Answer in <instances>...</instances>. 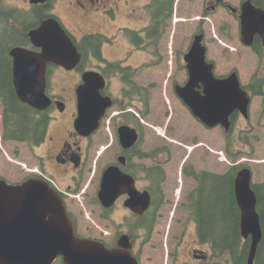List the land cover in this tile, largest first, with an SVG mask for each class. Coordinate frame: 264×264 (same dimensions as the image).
Segmentation results:
<instances>
[{
    "label": "flooded vegetation",
    "instance_id": "flooded-vegetation-1",
    "mask_svg": "<svg viewBox=\"0 0 264 264\" xmlns=\"http://www.w3.org/2000/svg\"><path fill=\"white\" fill-rule=\"evenodd\" d=\"M162 1L167 0H0V58L4 53L8 69V84L14 85L11 51L15 48L35 49L32 46L30 34L50 18H55L58 21L79 49L83 48L85 59H87L86 67L82 71L79 68L72 71H66L60 67L49 69L47 94L52 100V106L46 114L37 115L38 119H44V128L40 127L36 133L39 132L43 135L32 136V132H30L31 136H28L30 140L27 141L24 137L18 142L6 144L3 142L2 131L0 178L12 186H20L27 181H35L42 185L43 181L49 178L55 183L58 198L66 205L68 214L75 219V211L71 208L72 194L86 185L88 181V173L84 170L89 158H85L83 142L91 141L94 144L98 138L99 148L101 144L109 142L106 148L101 149L99 156H103L111 148L117 146V153L114 157L116 162L108 165L116 164L121 157H125L126 162L122 171L132 177L138 190L150 193L152 202L150 213L139 215L125 209L131 221L128 224L127 222H118L116 226H113V223L116 224L113 212L117 205L124 204V201L129 197L125 194L119 197L115 204L116 207L110 209L106 217L103 218L105 224L103 223L104 230L102 229L101 233L89 227L87 233L81 234L102 243L108 249L120 248L124 252L130 249L135 254L138 264H144L140 239L143 238V232L150 224V222H146V218H153L154 224L156 220L158 222L159 218L156 219V215L160 212L162 205H157L155 201L159 196H166L165 187L171 179L170 172L174 170V155L182 157L184 152L182 147L188 152H186L185 160L181 165L179 176L180 180L185 178L186 181L193 183L192 193L198 194L202 186L210 189L211 182L209 180L215 177L222 178L230 173L234 193L235 179L238 173L245 168L250 170L251 184L256 194L261 195L264 191V84L255 85L253 78L244 84L240 79L242 88L250 94L248 112L246 116L239 110H234L229 118V128H226L223 123L208 127L205 122L194 116L191 107L178 97L176 91L177 86H186L190 80L185 59L192 46L194 36L200 33L204 34V44H206L205 16L210 12H217L218 9L227 11L231 19L237 23L239 29L235 33V37L241 45V49L253 54L258 59V65L264 64L262 37L258 34L254 35L253 44L247 47L243 42L240 29V14L243 4L251 1L256 7H261L256 4L257 0H239L238 7H233L227 0H197L201 1L206 9L197 21L191 41L187 45L175 49V35L173 34L175 32L169 30L173 14L166 19L164 24L154 26V21L158 19L160 13L165 11L161 10L160 12V2ZM179 1L175 0L174 5H178ZM62 11L68 15L63 17L60 14ZM122 20L135 27L122 26ZM225 29L220 30V33L229 39V33ZM86 38L89 39L85 40ZM206 48L207 61L214 64L215 72L218 61L214 58L209 59V50L207 46ZM107 51L111 53L110 57L107 56ZM224 52H226L225 49ZM239 52L240 49L236 50L235 54ZM222 54H224L223 51ZM163 62H167L172 70L178 69L180 72L186 73L183 83L172 82L174 94L183 103L188 114L200 125L202 129L201 141L198 136L191 137L189 134L183 143L173 141L166 136L167 132H170L168 126L160 135L169 143L165 142L163 138H158L151 148L145 141L146 133L143 131L139 117H145L152 111L153 92L157 88L154 85L143 84V73L140 74V69ZM86 70L102 75L104 86L100 89V94L103 97H109L112 105L104 111L98 128L90 137L85 138L77 134L74 122L78 109L76 92L82 84V75ZM234 71L235 69L228 74H216V76L225 78ZM48 80L50 81L48 82ZM171 81L172 74L167 78L168 83ZM2 82L0 76L1 85ZM197 90L203 96L205 95L203 84H200ZM58 104L64 107L63 110H60ZM167 114L169 112H166L165 115ZM170 119H172V113ZM123 126H130L136 129L139 134V140L127 148L120 140V129ZM111 129H113L112 132ZM33 137H35L36 146H33ZM199 149L201 171H197L193 166L194 163L190 161L192 155ZM257 150H260L259 157H257ZM76 156L81 158L78 166L73 163ZM4 157L7 158V161ZM94 157H91V161ZM32 161L34 162L32 163ZM23 162L26 164L30 162V169ZM34 166H37L39 174L32 173L31 168ZM209 175L214 176L209 177ZM66 180L73 181L74 187L66 186L64 183ZM94 180L95 177L90 180L89 187ZM141 182L144 185H141ZM62 186L65 188L63 189ZM96 191H98V185H96ZM176 209L177 207L174 209L175 212ZM77 228L80 229L79 223L76 225ZM45 230L43 225H35L32 232H29L27 241L31 240V243L33 240L39 241L38 235L44 233ZM124 235L128 237L125 240L127 246H120V238ZM203 252L206 251L201 245L200 248L193 247L187 255H192L193 261L202 264V261L197 258L202 256ZM54 264H64L63 259L57 258Z\"/></svg>",
    "mask_w": 264,
    "mask_h": 264
},
{
    "label": "water",
    "instance_id": "water-1",
    "mask_svg": "<svg viewBox=\"0 0 264 264\" xmlns=\"http://www.w3.org/2000/svg\"><path fill=\"white\" fill-rule=\"evenodd\" d=\"M242 39L246 45H251L254 35L262 37L264 43V10L256 8L251 1L243 4L241 12ZM31 43L40 52H34L22 48L11 51L13 58V79L17 97L25 104L38 111H45L50 106V99L46 95V70L49 64L61 66L71 70L80 63L81 55L71 38L61 28L54 18H50L40 28L30 34ZM203 35H195L192 48L186 60L190 80L184 87H178V95L185 104L189 105L193 113L209 126L218 123L227 124L229 115L236 109L244 114L247 112L248 98L240 88L235 74L227 79H217L213 74V65L206 61V49L202 45ZM83 84L77 90L79 118L75 122V128L79 134L89 136L92 130L99 125L100 117L104 110L111 105L107 97L100 94L104 86V79L100 74L87 71L82 76ZM200 84L204 86L203 96L197 91ZM121 143L125 148L132 146L138 139L135 129L123 126L120 129ZM125 163V158H120ZM26 187L18 189L24 197H28ZM126 189L134 202L143 212L149 205V194L136 191L132 177L123 174L118 167H110L103 178L100 198L105 206L111 205L110 199H114ZM5 196L0 192V200L12 196V191L5 189ZM236 203L240 210V230L244 239H250L247 264H254L257 248L262 240V228L259 213L257 212V196L251 186V174L249 170H242L234 182ZM16 194L13 195L15 197ZM50 195H44L47 198ZM144 200V201H143ZM24 201L20 206L26 204ZM113 202V201H112ZM18 206V205H17ZM33 212L38 209L37 203L26 204ZM15 204L0 202V215L4 211H13ZM21 208V207H19ZM134 210L138 208L132 207ZM138 210V211H139ZM139 212V213H142ZM57 213H62V210ZM1 219V218H0ZM7 224L0 221V263L1 264H50L57 254H63L66 264H82L93 262L94 256H90L99 249L96 244L80 240L75 237L71 223L66 216L59 228L63 231L61 238L48 239L44 244H32L29 241L19 240L25 238L30 232L26 226L27 219L12 218ZM64 225V226H63ZM23 226V231L19 230ZM41 256H36L37 254ZM131 259V256H129ZM124 258L120 261L124 263ZM130 261V260H129ZM128 264H137L130 261Z\"/></svg>",
    "mask_w": 264,
    "mask_h": 264
},
{
    "label": "rangeland",
    "instance_id": "rangeland-1",
    "mask_svg": "<svg viewBox=\"0 0 264 264\" xmlns=\"http://www.w3.org/2000/svg\"><path fill=\"white\" fill-rule=\"evenodd\" d=\"M227 1L233 7H238L239 0ZM174 9V15L171 19L169 30L175 32L173 33L175 35L174 47L178 49L179 46L183 47L191 41L192 33L195 32L197 27V21L202 16L201 13L205 11L206 6H204L201 1L197 0H180ZM218 10L217 12H210L205 16V42L209 50V59L212 60L214 58L218 61L216 63V74L225 75L235 69L239 72L241 81L244 84H247L254 76L257 78L264 77V64L258 65V59L249 51L242 50L241 45L236 39L235 33L239 29L237 23L231 19L227 11ZM60 14L63 17L68 15L65 11L60 12ZM122 21V26L129 25L135 27L124 20ZM224 29L229 33V39H226V37L220 33V30ZM224 49L226 52H224ZM238 49H240V52L235 54ZM222 51L224 54H222ZM109 54L111 53L107 51V56L110 57ZM141 73H143L142 81L144 85H154L157 88L153 92L151 104L152 111L146 114L145 117H142L143 119L139 117L143 131L146 133L145 141L147 145L152 148L158 138H163L160 133H164V128L166 126H168L170 130V132H167L166 136L173 141L183 143L188 134L191 137L198 136L199 141H201L202 129L200 125L188 114L183 103L177 99L174 94V85L172 82L176 84L183 83L186 78V73L180 72L178 69L172 70L167 62L153 64L151 67L140 69V74ZM171 74L172 81L168 83L167 78ZM113 111L116 112L115 109H113ZM166 112H169V114L165 115ZM171 113L172 119H170ZM112 130L113 129H111V132ZM111 140L112 138L110 137V141ZM98 142L99 139L96 138V143L94 144H92L91 141L83 143L86 152L90 154L89 162H87L84 170V172L88 173V181L86 185L77 190V194L79 193L81 198L74 201L71 205L80 225V233H87L89 227L94 228L99 233H101L103 229L104 222L99 218L101 214L99 207L90 204L91 199H93L96 194V183L94 184L93 182L90 187L89 184L94 175L95 178L101 179L104 168L107 167L108 164L116 162L114 157L118 147L114 146L106 154L99 156L101 149L103 147L106 148L109 142L101 144L100 148ZM165 142L169 143L166 139ZM177 146L181 148L179 144H177ZM182 149L184 151L182 157H178L177 154L174 155V170L170 172L171 179L165 187L166 196L160 211V218L156 230L146 242L143 236L144 242H142V246H144V264H200V262L193 261L194 258L192 255H187V252L191 251L193 247L198 246L200 248L201 244L196 235L194 223L188 218V213L182 209L186 197L194 186L192 182L186 181L185 178L180 180V168L185 160L186 152H188L187 149L183 147ZM260 150H257V157L260 156ZM92 156L95 157L91 161ZM190 161L194 163L193 166L197 171L202 170V165L200 164V149L192 155ZM141 185H144V183L141 182ZM84 190L86 191L85 194L83 193ZM82 193L83 196L81 195ZM76 198H78V195ZM176 206L177 209L174 213ZM117 214L120 215L121 212ZM118 221H120V219H118ZM94 223H98L100 226ZM203 249L211 255L209 246L205 245ZM214 263L231 264L228 257H220L219 259L211 258V261L207 264Z\"/></svg>",
    "mask_w": 264,
    "mask_h": 264
},
{
    "label": "trees",
    "instance_id": "trees-1",
    "mask_svg": "<svg viewBox=\"0 0 264 264\" xmlns=\"http://www.w3.org/2000/svg\"><path fill=\"white\" fill-rule=\"evenodd\" d=\"M175 0L160 2V13L158 19L154 21V26L164 24L166 19L173 13ZM256 4L264 9V0H257ZM159 9V6H158ZM153 26V27H154ZM161 28V27H160ZM86 38L85 40H88ZM0 58V94L4 107L5 124L11 128V135L16 139L38 135L36 130L44 128V119H37L36 113L29 106L22 104L16 97L13 86L8 84V69L6 67V56L4 53ZM32 132L31 134H29ZM29 134V135H28ZM214 175H209V177ZM231 173L224 177H215L211 182V188L202 186L199 193L194 192L188 198L190 205V215L194 219L197 232L204 244H209L211 252L215 257H229L232 264H247L249 255L250 240L244 241L240 230V210L237 206L232 189ZM200 176V184H201ZM257 211L263 237L258 245L255 264H264V191L257 194ZM146 222L150 219L146 218ZM153 226V225H152Z\"/></svg>",
    "mask_w": 264,
    "mask_h": 264
},
{
    "label": "bare ground",
    "instance_id": "bare-ground-1",
    "mask_svg": "<svg viewBox=\"0 0 264 264\" xmlns=\"http://www.w3.org/2000/svg\"><path fill=\"white\" fill-rule=\"evenodd\" d=\"M7 123H8V122H7ZM7 123H6V124H7Z\"/></svg>",
    "mask_w": 264,
    "mask_h": 264
}]
</instances>
